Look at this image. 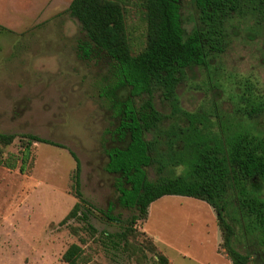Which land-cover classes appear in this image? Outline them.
<instances>
[{"label": "rangeland", "instance_id": "1", "mask_svg": "<svg viewBox=\"0 0 264 264\" xmlns=\"http://www.w3.org/2000/svg\"><path fill=\"white\" fill-rule=\"evenodd\" d=\"M118 1L131 53L136 54L146 45L145 10L141 0ZM32 10L29 0H0V133L15 135L12 142L0 143V158L14 155L16 161L15 168L0 164V264H66L61 256L71 243L83 248L79 264H156L150 251L136 263L104 238V232L119 231L136 213L119 199L118 186L130 184L106 167L108 150L124 146L116 134L117 108L106 95L115 79L113 61L93 44L88 53L82 49L90 40L66 10L59 22L23 23ZM180 14L189 33L197 25L191 0H180ZM257 19V14L230 18L222 50L210 55L205 66L187 69L176 87L180 106L204 113L207 125L225 136L252 134L247 128L250 106H261L263 113L255 120L261 126L264 120V20ZM249 32L256 34L250 37ZM154 104L166 114L163 125L174 119L187 124L180 114L170 115L169 102L160 91L154 92ZM25 134L62 146L33 143L27 169L21 173ZM70 151L80 161L81 194L95 207L89 215L94 232L73 218L59 223L77 201ZM182 170V165L174 168L176 174ZM146 171L149 179L157 177L153 166ZM106 214L118 216L120 223ZM135 226L169 264H232L215 210L203 200L163 195L149 204L146 217ZM233 226L234 245L250 255L247 264H264L257 229L246 232L238 223Z\"/></svg>", "mask_w": 264, "mask_h": 264}, {"label": "trees", "instance_id": "2", "mask_svg": "<svg viewBox=\"0 0 264 264\" xmlns=\"http://www.w3.org/2000/svg\"><path fill=\"white\" fill-rule=\"evenodd\" d=\"M179 1L141 0L147 36L144 49L136 54L131 53L124 10L118 0H71L66 9L90 40L82 49L88 53L93 44L104 50L114 65V83L106 93L117 108V137L126 145L108 150L106 167L130 184L129 188L118 186L119 199L125 206L134 207L136 213L119 231L104 232V238L114 248H123L136 263H141L145 252L150 251L156 264H169L167 256L135 225L146 217L147 208L155 199L163 195L190 196L207 202L215 210L231 263L247 264L249 253L234 245L233 223L247 228L246 232L257 229V240L264 246V195L259 196L262 191L264 194V189L261 190L262 185H254L257 179L264 185V133L236 132L225 136L214 132L207 125L204 113L189 112L180 106L175 88L185 74V67L205 66L210 55L222 50L226 35L222 21L232 10L237 12L246 3L252 5V0H194L198 24L189 33L182 26ZM122 89H128L127 94L116 97ZM155 91H160L169 102L170 115L180 114L187 124L182 125L177 119L167 126L162 124L166 114L155 107ZM14 137L0 133V143L8 144ZM22 137L18 167L21 173L27 169L33 143L62 146L33 134ZM161 143L166 145L164 153L158 149ZM70 154L75 161L71 179L77 201L59 223L73 218L94 232L89 215L95 207L81 194L80 161L72 151ZM0 164L15 168L14 155L0 158ZM178 165L183 170L176 174L174 168ZM149 166L157 173L153 180L147 177ZM106 217L121 221L116 215L106 214ZM82 258L83 248L77 243H71L61 256L66 264H79Z\"/></svg>", "mask_w": 264, "mask_h": 264}, {"label": "flooded vegetation", "instance_id": "3", "mask_svg": "<svg viewBox=\"0 0 264 264\" xmlns=\"http://www.w3.org/2000/svg\"><path fill=\"white\" fill-rule=\"evenodd\" d=\"M192 1V4H193V6H194V8H195V3H194V0H191ZM249 2V1H248ZM179 5H180V1H179ZM195 10H196V8H195ZM210 12H212V8L210 7ZM250 14H257V20H259V21H262V20H264V0H252V5H250L249 6V4H244L243 6H241L240 8H239V10L236 12V11H231V14L229 15V16H227V18L226 19H224L222 22H224V25H225V30H226V23L228 22V20L230 19V18H232L233 16H235V15H239V16H248V15H250ZM259 15V16H258ZM196 20H197V24H198V19H197V10H196V19H195V24H196ZM197 25H194V27H196ZM193 27V28H194ZM192 28V29H193ZM191 29V30H192ZM250 33V37H253L256 33L255 32H249ZM225 34H226V31H225ZM226 36V35H225ZM108 55V54H107ZM109 56V55H108ZM110 57V56H109ZM111 58V57H110ZM112 60V59H111ZM192 66H195V65H192ZM191 66V67H192ZM198 66V65H197ZM190 67H185V72H186V70L187 69H189ZM178 75H180V74H178ZM182 81V78L181 79H179V81L177 82V84H176V87L178 86V84L180 83ZM175 90H176V88H175ZM177 94V93H176ZM106 95H107V93H106ZM178 96V95H177ZM178 99H179V97H178ZM179 103H180V101H179ZM263 109H262V107L261 106H259V105H257V106H250V108L247 110V114L251 117L249 120L250 121H248V123H247V128H248V130H251L252 132H255V131H258V132H263L264 133V120L262 121V126L261 125H258V123L256 122V120H255V118H256V116L257 115H260L261 113H263V111H262ZM160 111V110H159ZM162 112V111H161ZM163 113V112H162ZM180 117H182V116H180ZM116 122H117V124H116V127L115 128H117V126H118V124H119V116H117L116 117ZM163 121H164V119H162V123H163ZM187 121V120H186ZM163 139V138H162ZM124 145H126V143H124ZM158 149L162 152V153H164V151H165V149H166V145L164 144V143H161V144H159L158 145ZM108 155V154H107ZM129 184V183H128ZM254 185L256 186V187H258L259 185H262L261 186V190H263L264 189V185H263V183H262V181L260 180V179H257L255 182H254ZM261 195L263 196L264 194H263V191L261 192V193H259V196L261 197ZM259 256H261V255H259ZM258 257V256H257Z\"/></svg>", "mask_w": 264, "mask_h": 264}, {"label": "crops", "instance_id": "4", "mask_svg": "<svg viewBox=\"0 0 264 264\" xmlns=\"http://www.w3.org/2000/svg\"><path fill=\"white\" fill-rule=\"evenodd\" d=\"M8 1H13V0H8ZM29 1L32 2L33 10L25 14L26 17L29 19L23 23H41V21H45L46 19H50L49 22L51 23L59 22V20L61 19L60 16L61 11L66 10L68 8L71 0H29ZM37 7L38 8L40 7L41 9L39 12L35 10Z\"/></svg>", "mask_w": 264, "mask_h": 264}]
</instances>
